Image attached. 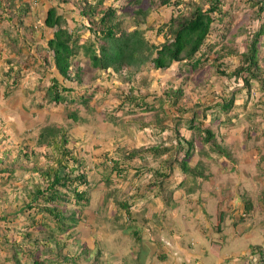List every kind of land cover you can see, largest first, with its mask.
<instances>
[{
    "label": "rangeland",
    "instance_id": "obj_1",
    "mask_svg": "<svg viewBox=\"0 0 264 264\" xmlns=\"http://www.w3.org/2000/svg\"><path fill=\"white\" fill-rule=\"evenodd\" d=\"M88 1H99L98 8L114 6L124 28L131 29L136 26L134 20L139 19V15L135 14V9L139 7L137 0ZM160 1L142 0L140 3V6L148 9L144 17L145 22L140 27L146 30L145 37L153 43L162 42L163 35L156 34V30H148L147 27L157 29L166 22L175 11L173 3L177 0H170V4H161ZM193 1L204 9L208 8L209 0ZM7 2L8 0H0V168H8L0 172V217L2 214L8 215L5 219L0 218V239L3 240L4 234L9 240H21V233L37 234L38 237L51 233L53 239L60 238L66 242L62 250L60 249L62 255L72 253L84 259L90 256L94 263V250L87 248L84 252L85 248H79L80 243L82 245L81 240L74 241L72 238L75 231L82 229L81 232H84V224H90L83 210L96 208L100 204L97 203L99 200L102 203L113 202L115 205L120 200L131 202V194L139 188H147L151 183L149 176H152L153 171L147 170L146 164H157L154 159L149 158L144 165L136 158L130 161L133 169L140 168V164L147 168L140 174L130 169L120 174V177L104 178L108 170L103 167L102 162L109 158H123L125 148L160 143L166 134L174 136L173 130L162 134L151 126L139 129V122L130 120L135 117L140 122L153 121L156 118L155 109L162 118L164 114L161 112L168 113L171 110L169 107H172L167 105V100L162 110L157 106L131 114L126 112L129 106L115 110L120 101L119 95H125L129 88H132L133 95H145L144 101L150 105L154 103L155 95L158 97L165 87L172 84L174 87L182 85L184 97L182 96L180 103L185 108L193 109L198 115L197 118L203 120L205 125L213 116L217 119L224 116L218 106L212 105L228 97L231 91L236 92V104L229 112L230 122H220V125L212 126L219 148H214L211 142L200 147V143L196 142L187 161L191 165L199 162L200 170L193 175L183 173L180 166L176 168L179 173L186 175L180 181L179 188L189 192L188 195L195 200L194 210L202 207L201 219L205 216L213 221L216 219L214 214L217 213V206L223 204L226 207L223 212L226 221L227 217L229 221L224 225L225 232H221V228L218 233L213 224L216 234L221 235L222 239L226 238L219 253L228 255V251H233L232 256L241 257L236 259L237 263L230 260L225 264H250V258L253 264L251 252L264 248V91L259 84H255L248 92L246 88H241L240 83L232 76L218 74L217 69L229 72L239 65V52L246 49L257 30L262 27L264 32V11L258 13V5L252 4L250 0H222L220 8L224 15L221 21L215 20V28L202 48L207 55L206 60L202 58L201 63L191 70H187L190 66H185L184 62H173L164 70L145 66L133 76L132 81H128L112 69H91L81 48L73 57V61L80 63L83 68V82L78 84L73 80L69 85H72L77 96L83 91L90 97L85 106L66 103L64 107L61 101L47 102L45 98L44 88L51 84L49 76L54 73L60 81L62 78L52 67V63L42 64L45 62L43 57H47L48 62L52 60L47 39L53 34V29L46 27L43 19L46 10L55 6L57 12L65 19V26L69 30L79 27L76 30L79 43L92 40L88 30V17L81 14L84 0H14L10 5ZM1 5H4L6 10L2 11ZM15 9H18L17 16L13 13ZM11 14L14 15L11 19L4 17ZM99 15L96 13L92 20L96 22ZM223 46L236 49L239 54L226 57L221 54L225 52ZM258 56L260 65L264 68V34L259 38ZM216 57L218 59L215 61ZM194 103L199 105L195 107ZM70 109L75 110L76 120L65 116ZM189 109L182 113L183 118L191 116ZM170 115L168 113L166 118H170ZM49 126L65 130L67 145L83 161L85 174L92 185V188L87 190L86 204L82 201L74 204L69 194L68 203L62 205L67 211H73L76 218L73 227L65 233L58 228L51 231L42 228L41 220L48 219L41 218L38 213L34 214L35 209L28 210L25 205L28 202L26 193L33 189L36 183H45L39 173L31 170V166L36 156L34 153L43 150V145L37 142L38 134L44 127ZM181 127L180 132L186 134L187 131ZM221 151L225 152L224 155ZM167 155L168 153L165 154ZM110 165L112 163L109 160L108 166ZM202 177L205 178L201 180ZM208 185L212 193L204 187ZM200 192L202 197L206 198L204 205L201 204L203 201L200 202L203 200ZM134 196L136 197V194ZM180 204L184 209L183 214L189 211L184 201ZM246 204L250 207L247 210ZM100 213L102 215V208ZM82 221L83 225L80 223ZM51 222L49 219L48 225L51 226ZM66 233H70V236L67 237ZM89 235L91 234L88 232L83 238ZM96 235L97 233H92L93 237ZM123 247L127 248L126 244L123 243ZM10 253L11 249L8 250L0 244V264H12L6 258ZM22 259L28 262L27 258ZM216 260L217 256L209 252V264H214ZM236 261L234 259V262ZM124 262L140 264L142 260L138 258Z\"/></svg>",
    "mask_w": 264,
    "mask_h": 264
},
{
    "label": "trees",
    "instance_id": "obj_2",
    "mask_svg": "<svg viewBox=\"0 0 264 264\" xmlns=\"http://www.w3.org/2000/svg\"><path fill=\"white\" fill-rule=\"evenodd\" d=\"M13 2L14 0H8L7 4L10 5ZM141 2L142 0L136 1L139 5L135 9V14L139 15V19L134 20L136 26L128 29L123 27L122 21L117 15V9L114 6L98 8L99 1L92 3L84 0L81 14L88 17V30L93 39H88L87 42L83 43L77 41L79 35L76 30L79 27L69 30L65 26V19L62 14L57 12L55 6H50L46 10L43 24L53 29L52 36L47 39L52 60L50 59V62H48V58L43 57L45 62H42V64L49 63L50 65L52 63V67L57 70V74L62 78L60 81L54 73L49 76L51 84L44 88L47 102L58 103L61 101L64 107H66V103L75 106L87 105L90 95L87 96L82 91L77 96L73 87H71L72 85H69V82L73 80L78 84L83 82V68H81L80 63L73 61V57L81 48L88 59L87 62L91 69L96 71L112 69L117 74L123 75V78L128 81H132L133 76L142 71L145 66L164 70L169 68L173 62H184L185 66H190L187 70H191L201 63L202 58L206 60L207 55L202 51V48L206 44L205 40L215 28L213 26L215 20L221 21L224 15L220 8L222 0H209L208 8L206 9L193 0H177L174 2V8L176 7L177 9L175 8V11L172 12L166 22L162 23L157 29L147 27L148 30H156V34L163 35L164 39L159 43L150 42L145 37L146 30L140 27L145 22L144 17L148 10L140 6ZM250 2L258 5V13L264 11V0H250ZM160 3L170 4V0H161ZM179 5L182 6L179 7ZM1 9L4 11L6 7L1 5ZM16 12L18 13V9L13 12L15 16H17ZM96 13L100 15L97 17V21L94 22L92 16ZM213 13L215 15H212ZM14 15L11 14L4 17L11 19ZM263 34L261 27L254 33L246 49L239 52L240 54L236 49L223 46V51L225 52L221 54L224 56L231 57L239 54V65L229 72L217 69L218 74L232 76L234 80L240 83V87L246 88L248 92L252 90V86L255 84H259L262 91H264V68L260 65V57L258 56L259 38ZM218 57H216L215 61ZM85 91L86 89H84ZM92 93L94 94V90H92ZM235 93L231 91L228 97L222 98L220 102L212 105V107L218 106L224 116L219 117V119L213 116L209 119V123L205 125L203 120L197 118L198 115L193 109L185 108L180 103L182 96L184 97L182 85L176 87L172 84L168 85L158 97L154 96V103L150 105L144 101L145 95H133V89L129 88L125 95H119L120 101L116 105L115 110L126 109V106H129L126 112L131 114L139 113L142 109H154L157 106L162 110L167 100V105L172 106L169 107L171 110L168 112L171 114L170 118L167 119L168 113L163 111L161 114L163 113L164 115L160 118L159 111L155 109L156 118L153 121L151 120L148 123L140 122L135 117H131L130 120L139 122V129L151 126L162 134L165 131L167 132V130H173L174 136L166 134V136L164 135V140L160 143L125 148L126 152L123 154V158L105 159L102 165L108 171L104 178L112 177L113 174L119 177L124 171L127 172L133 169L131 160L137 158L141 160V164H144L148 156L160 160V167L157 165L155 169H150L151 167L146 164L148 166L147 169L140 164V168H134L133 172L140 174L144 169L152 170L154 174L153 182L158 183L161 188H163L164 180L170 177L175 167L180 166L183 173L195 174L200 170V163L197 162L191 167L187 159L193 152L196 142L200 143V147L211 142L214 148H219L212 126L220 125V122H230L229 112L236 104ZM193 105L196 107L199 104L194 103ZM74 109H70L65 116L76 120L77 115L74 114L76 113ZM90 109L93 108L90 107ZM188 109L191 112V116L183 118L182 113L188 111ZM108 117L110 118L111 116L108 115ZM181 125L189 132L188 136L180 132ZM65 134L66 132L63 128H52L51 126L44 127L38 134L37 142L43 145V150L34 153L36 156L32 162L31 170L39 173L45 183H36L33 189L26 193L28 202L25 204L28 210L35 209L34 214L38 213L41 218L48 219V221L50 219L53 222H51L52 225L50 226L48 221L41 220L42 228H47L50 231L58 228L62 233L72 228L76 221L75 213L67 211L62 205L68 203L70 196L73 198L74 204L81 201L85 203L88 200L87 190L91 187L84 171L83 161L67 145L68 140ZM25 148L27 149L28 147L25 146ZM221 152L224 155L225 152ZM166 153H168L167 156H165ZM24 154L27 156L26 151ZM40 159L43 161L41 162ZM109 160L112 163L110 167L108 166ZM1 162L2 158L0 157ZM7 169L2 167L0 172ZM0 178L2 177L0 176ZM129 204V201H117V205L124 209ZM245 208L247 210L250 207L246 204ZM17 213L18 211H16ZM7 215L8 213L2 214L0 218L5 219ZM34 218L35 216H33ZM38 231L41 232L40 229ZM2 236L4 237L3 240L0 239V244L7 247L8 250L11 249L10 255H7L6 258L12 264H56L61 262L64 264L68 262L76 264L75 260L78 255L72 253L62 255L60 249L62 250L66 242L60 238H57V240L53 239L51 233L48 236L46 234L39 237L37 234L21 233V240L17 238L9 240L5 234ZM66 236L69 237L70 233H66ZM251 253L254 258L253 264L264 263V248H259ZM22 258H27L28 262ZM97 258L98 255H95V264ZM248 261L252 263L251 258Z\"/></svg>",
    "mask_w": 264,
    "mask_h": 264
},
{
    "label": "crops",
    "instance_id": "obj_3",
    "mask_svg": "<svg viewBox=\"0 0 264 264\" xmlns=\"http://www.w3.org/2000/svg\"><path fill=\"white\" fill-rule=\"evenodd\" d=\"M185 136H188L187 132ZM149 158L151 157H146ZM154 160L157 164H150V169H155L157 165L160 167V160ZM188 164L191 165L189 162ZM114 176L113 174L112 177ZM153 176L150 174L151 183L147 188H139L131 194V202L125 209L113 202L102 203L100 200L96 208H85L83 213L89 218L90 224L80 222L84 224L85 231L81 232L82 229L75 231L72 237L74 241L81 240L82 245L80 243L79 248H85L86 251L87 248L93 249L94 254L98 255L96 264H126L124 260L138 258L142 260L140 264H209V252L217 256L214 264H225L230 260L237 263L236 259L239 260L241 256H232L233 251H228V255L219 253L226 238L222 239L215 230L220 233L222 228L221 232H225L224 225L229 221V217L226 221L223 212L226 207L223 204L217 206V213L214 214L216 219L213 221L205 216L201 219L202 207L194 210L195 200L188 195L189 192L179 188V183L184 179L185 174L179 173L178 168L175 167L170 177L164 180L163 188L153 182ZM204 178L202 177L201 180ZM99 187L97 188L100 189ZM204 187L212 193L209 185ZM134 199L136 200L132 203ZM204 199L206 201V198L200 200L203 201L202 205L206 203ZM181 201H184L185 206L189 208L184 214ZM88 232L91 235L83 238ZM93 232L97 233L95 237L92 236ZM121 238L123 240H120ZM228 238L231 239L230 236ZM123 243L127 248L124 249ZM79 256L75 260L76 264H95L92 263L90 256H86L85 259ZM243 259L245 260L246 257Z\"/></svg>",
    "mask_w": 264,
    "mask_h": 264
}]
</instances>
